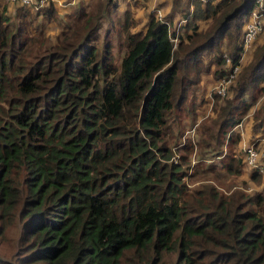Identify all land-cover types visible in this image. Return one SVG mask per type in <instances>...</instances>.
Returning <instances> with one entry per match:
<instances>
[{
    "label": "trees",
    "instance_id": "trees-1",
    "mask_svg": "<svg viewBox=\"0 0 264 264\" xmlns=\"http://www.w3.org/2000/svg\"><path fill=\"white\" fill-rule=\"evenodd\" d=\"M78 1L65 21L52 0L0 9V242L17 229L13 264H264V192L221 185L243 174L242 123L264 126V40L200 139L182 117L194 124L206 75L227 74L223 49L239 58L255 0H191L175 48L167 22L151 13L134 31L128 8L112 21L121 66L112 29L101 47L96 32L117 0Z\"/></svg>",
    "mask_w": 264,
    "mask_h": 264
},
{
    "label": "rangeland",
    "instance_id": "rangeland-1",
    "mask_svg": "<svg viewBox=\"0 0 264 264\" xmlns=\"http://www.w3.org/2000/svg\"><path fill=\"white\" fill-rule=\"evenodd\" d=\"M87 1L88 0H84L83 2L86 3ZM78 2L79 1H76L75 5L73 4V6H71L70 8H68V9L66 8V11H64V12L61 10H58L60 12V15H61L60 20L62 19L63 21H65L66 20L65 15L72 13L75 10V7L79 4ZM116 2L118 4V8H108L106 10L107 18L102 23L99 30L96 28V32H97V35L100 36V39H99L97 44L99 45V47H101V46H103V44L105 42V39H104L105 36L103 37L102 33H104L105 30H107V29H112L111 35H110V37L107 38V40H109L112 43L113 53L115 55V60H116V63L118 66H121V62H122V58H123L124 54L123 53L121 54L119 41L115 36V32H114L115 27H114L112 21L114 20L116 23L117 19H119V17L123 14V12L126 9L131 8L133 11V18L136 22V25L133 28L134 31H139V30L145 29L144 25H145L146 21L148 20L149 15H151V13H155V11H153L152 9H155L156 11H158V10L161 11L162 16H163V21L167 22L170 25L171 31L174 33L176 32V34H179L180 36L183 34V25H185L187 21L185 18V20H184L185 24H182V26L178 27V24L183 20H181V17L179 16V14L177 12H180L181 9H190V13H191V5H190L191 0H180V1L179 0H117ZM6 4H7L6 0H0V9L3 8V6H5ZM170 4H171V7H170ZM168 6H169V8H168ZM15 7H17V6L13 5L12 3L8 4V11L10 12V14H11V11H14ZM167 8H168V10H167ZM183 11H185V10H183ZM190 13L188 12L187 15H189ZM62 16H63V18H62ZM172 17H173V19H171ZM207 27H208L207 22L200 23V31L205 30ZM47 28L49 29V33L52 32L53 35H56L62 29V25L57 20V21L51 22V25L47 26ZM263 40H264V33L260 36V39L257 42L256 46L254 47L253 51L247 56L243 66H242V69L251 62V60L253 59V54L255 52L256 47L258 46V44L262 43ZM223 50H224L223 51L224 54L229 53L228 49L224 48ZM213 59H214L213 55H212V57L210 56V58L205 57V59H204V61H206L205 64L208 65L209 61H212ZM224 69H225V65H223L221 67V70H224ZM242 69H241V71H242ZM219 78L214 77V75L212 73H210L209 75H206L205 80L210 79L211 80L210 82H212V80L213 81L216 80L215 81V84H216L217 81L219 80ZM236 78H238V77H236ZM208 88H210L209 90H211L212 86L210 84H208L207 81H205L190 96V99H192V102L190 104L193 105L194 107L196 106L195 111L197 110L195 112V115L191 114L192 117L196 118V120L194 121V124H191V119L188 118V116H187V114H188L187 110L182 113L185 131L187 132V135H189V136L191 135V137L195 141L201 138V133H202L201 131H202L203 126H205V124L211 126V124L209 123V121H210L209 119L216 118L218 116L214 112L215 104L216 103L220 104L221 101H223L225 99V98L224 99L220 98L218 100L214 99L213 100L214 102H213L210 97H207L209 99V100H207V98H205L204 95L206 94ZM209 92H211V91H209ZM263 102H264V94L261 97L260 102H259L258 106L256 107V110L260 108V106L262 105ZM213 112H214V114H213ZM251 119H253V115H251L249 118H247L244 122L251 121ZM252 122H253V120H252ZM253 124H254V122H253ZM241 128H243V125H242V127L239 128L240 131H241ZM251 144H253V143H251ZM254 146L256 147V149L258 151H260L261 148L258 147L257 144ZM243 150L240 149L239 145L235 149L236 153L238 152L239 154L240 153L242 154ZM198 151H199L198 147H196V151H194V152L197 154ZM196 154L194 155V159L196 158ZM209 158H211V159L209 161L205 162L206 165H211V164L219 165L220 162L222 161L219 157H216V156H212ZM245 173H246L245 168H243V174L240 177H231V176H225L224 175L225 180H224V182H221L222 183L221 185H223L224 188H229L232 186L244 187L248 192H253V191L264 192V177L261 176L262 177L261 179L257 178L254 180H253V178H250L248 176L243 178V175ZM250 173H251V170L248 171L249 175H250ZM210 175L214 176V175H216V173H213ZM252 175H254L253 172H252ZM17 236H18V232H17V229L14 227L8 233V239L3 241V242H0V256L3 257L4 259H6L7 261H9V263H11V264L14 263V257H15L14 252L16 250V245H17Z\"/></svg>",
    "mask_w": 264,
    "mask_h": 264
},
{
    "label": "built area",
    "instance_id": "built-area-1",
    "mask_svg": "<svg viewBox=\"0 0 264 264\" xmlns=\"http://www.w3.org/2000/svg\"><path fill=\"white\" fill-rule=\"evenodd\" d=\"M14 3L19 0H6ZM48 0H20L23 8L28 10H39L47 4ZM155 11L156 17L163 21V16L160 10ZM185 21H181L178 27L182 26ZM264 31V0H255L254 6L250 11L248 18L243 25V35L241 38L242 51L238 59H233L228 54L223 53L225 59V69L227 74L220 77L217 83L211 88L209 96L212 101L215 96L225 98L229 93V87L238 76L247 56L253 51L256 40L262 35ZM174 48L180 43V35L172 39ZM214 102V101H213ZM245 168L252 172H258L264 177V159L261 157V152L256 149L254 144L247 146L244 150Z\"/></svg>",
    "mask_w": 264,
    "mask_h": 264
},
{
    "label": "crops",
    "instance_id": "crops-1",
    "mask_svg": "<svg viewBox=\"0 0 264 264\" xmlns=\"http://www.w3.org/2000/svg\"><path fill=\"white\" fill-rule=\"evenodd\" d=\"M55 3V6L57 7L58 10L61 11H66V8H70L71 6H73V4L75 5L76 1L78 0H52ZM206 1V0H205ZM7 2V1H6ZM171 7V4H170ZM169 8V6H168ZM167 8V10H168ZM193 6L191 5V11L193 10ZM154 11V9H152ZM180 24V23H179ZM185 24V23H184ZM260 37L256 40L255 46L257 44V42L259 41ZM207 83L210 84L212 87L215 85V81L212 80V82H210V79H206ZM209 90V89H207ZM210 91V90H209ZM207 93V92H206ZM207 97V95L205 96V98ZM207 100H209L207 98ZM251 116V115H250ZM248 116V117H250ZM253 119H251V121L248 122H244L242 123L243 128H241V134H242V140L239 144L240 149H245L247 146L252 145L251 143H253L254 145H258V147H260V152H261V157L264 159V126L262 128L257 127L255 124H253L252 122ZM242 125L240 127H242ZM243 156H244V152ZM247 170V171H246ZM248 169L245 168V174L243 175V178H245L246 176L252 178V171L250 173V175L248 174ZM254 173V172H253Z\"/></svg>",
    "mask_w": 264,
    "mask_h": 264
}]
</instances>
